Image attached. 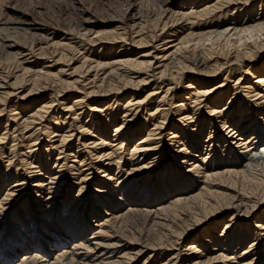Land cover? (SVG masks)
Returning a JSON list of instances; mask_svg holds the SVG:
<instances>
[{
    "label": "bare ground",
    "instance_id": "obj_1",
    "mask_svg": "<svg viewBox=\"0 0 264 264\" xmlns=\"http://www.w3.org/2000/svg\"><path fill=\"white\" fill-rule=\"evenodd\" d=\"M179 1L155 8L127 0L120 20L87 16L65 31L28 19L0 23V114L7 106L12 122L10 139L4 123L0 150L13 143L0 187L12 174L22 180L13 186L20 190L2 189L0 212L16 206L20 215L0 228V264L132 263L143 247L162 250L155 254L160 264H264V0ZM77 43H100V50L77 60ZM130 47L141 51L130 57ZM39 56L51 63L37 66L31 58ZM184 78L190 80L179 92ZM24 82L29 88L19 96ZM152 83L134 101L132 93ZM127 89L133 92L123 96ZM70 91L76 95L65 105L59 97ZM28 97L37 108L16 111ZM38 132L43 140L57 137L46 139L37 157L39 142H30ZM175 140L180 147L170 154ZM34 155L27 168L25 158ZM86 197L92 208L81 214ZM135 212L156 220V245L141 241L135 250L111 242L109 227ZM167 214L178 218L165 221ZM114 249L125 252L110 261Z\"/></svg>",
    "mask_w": 264,
    "mask_h": 264
},
{
    "label": "rangeland",
    "instance_id": "obj_2",
    "mask_svg": "<svg viewBox=\"0 0 264 264\" xmlns=\"http://www.w3.org/2000/svg\"><path fill=\"white\" fill-rule=\"evenodd\" d=\"M59 1V2H58ZM75 1V2H74ZM153 0H149V3L151 4V5H153V6H151V7H155V8H158V6L160 5V0H154L153 2H152ZM158 1V2H157ZM153 4H152V3ZM176 2H177V0H176ZM79 3V4H78ZM179 3V5H182L183 3H184V0L183 1H179L178 2ZM189 3H191V0H189ZM81 4V5H80ZM156 4V6H154ZM73 5V6H72ZM11 6H13V7H11ZM126 6H127V0H0V23L1 22H3L4 21V19H6L7 17L8 18H10V20H22V19H28V20H33L34 22H36L37 24H41V25H46V27H48V28H50V29H52V30H56V29H59V31H65V28L63 29V27H69V26H73L72 28H74V26H75V24L77 25H79L80 23H81V21H82V19L81 18H85V17H89V18H92L93 16V20H95V21H97L98 23H99V21H101L103 18V20H108L109 18H111V17H113V18H115V19H118V20H120V18H122V16H123V14H124V11L126 10ZM73 7H74V9H73ZM88 7H89V9H88ZM16 8V9H15ZM84 8V9H83ZM80 9V10H79ZM16 10V11H15ZM19 10V11H18ZM87 10V11H86ZM23 13H22V12ZM257 12V11H256ZM4 13H5V15H4ZM25 13V14H24ZM39 13V14H38ZM90 13V14H89ZM89 14V15H88ZM91 14H92V16H91ZM7 15V16H6ZM12 16V17H11ZM31 16V17H30ZM75 16V17H74ZM215 15H213L212 17H209V19H211V18H213ZM118 17V18H117ZM32 18V19H31ZM72 18V19H71ZM77 18V19H76ZM102 18V19H101ZM99 19H101V20H99ZM74 21H75V23H74ZM78 21H80L79 23H78ZM199 22H201V21H199ZM73 23H74V25H73ZM99 25V24H98ZM52 27V28H51ZM55 28V29H54ZM60 29H63V30H60ZM70 29V28H69ZM58 31V30H57ZM130 32V31H129ZM131 36H132V34L130 33V34H128V37H129V39H128V41H130V38H131ZM0 38H1V36H0ZM75 40V41H74ZM72 41L73 42H77L78 41V39H72ZM161 40H159V41H157L156 43H159ZM98 44H100V43H98ZM95 45V46H93V47H88L89 45H85L82 49H80L81 48V46L79 47V45H78V43H77V47H75L74 48V50L76 51V55H75V57L77 56V60L80 58V57H84V58H89V57H92V56H90V50H92V52H99V50L100 49H98V48H100V45ZM101 47H103V46H101ZM128 47V46H127ZM224 48V50H226V49H228V46L226 47V46H224L223 47ZM130 49H131V56L130 57H136V55H137V53L138 52H140L141 51V49L140 48H138V49H134V47H130ZM216 49L217 50H220V47L218 48V47H216ZM84 50V51H83ZM102 52V51H101ZM103 52H105V53H109V52H111L110 51V49H106V50H103ZM91 55H92V53H91ZM214 56H216L215 55V53L213 54ZM89 56V57H88ZM29 57V56H28ZM54 58H56L55 56H54ZM27 59H29V58H27ZM33 61H37V63H35V64H37V66H41V65H43L42 63L43 62H45L44 64H45V66H48V64H50L51 62L49 61L50 59H45L44 57H41V56H39L38 58H31ZM30 60V59H29ZM40 61H41V63H40ZM47 61H49V62H47ZM155 61V60H154ZM30 62V61H29ZM39 62V63H38ZM71 63V62H70ZM73 63H74V65L73 66H76V64H79V63H76V61H73ZM34 64V63H33ZM40 64V65H39ZM258 64H260V63H258ZM67 66V65H66ZM50 68V67H49ZM56 69H58V67L56 68ZM192 76H195V75H192ZM190 79L189 78H184V79H181V81H179L180 82V84L178 83V85L180 86L179 88H177V91H179V92H182L183 91V87H184V84H186V83H188V81H189ZM213 80H215V82H212V83H210V84H208L207 85V88H213V87H215L216 85H218L219 84V82H217L218 80H220L218 77L217 78H213ZM28 83V82H27ZM27 83H25L24 82V88L22 89V88H20V89H16L15 90V93L17 94V95H23L27 90H28V88H29V85L27 86L26 84ZM153 85H154V87L156 86V84H153L152 83V85L151 86H149V87H146V88H139L138 90H136L134 93H132L133 91L132 90H128L127 89V91H125L124 93H123V96H126V95H129L130 93H132V95H133V98H134V101H137V100H141V99H143L144 98V96H145V94L147 93V92H144L145 90H147V91H150L149 89L150 88H152L153 87ZM173 85V84H172ZM26 86V87H25ZM5 88H6V86H4ZM0 88V92L1 91H4V89L5 88ZM48 90H50V89H48ZM50 91H46V92H44L45 94V97L47 96V94L49 93ZM61 95V94H60ZM74 95H76V93H74V92H72V91H70V92H66L65 94H62L60 97H59V99L60 100H62V101H64L65 102V105H66V103H68V102H70V100H71V98L74 96ZM122 96V95H121ZM31 97V96H30ZM11 98V102L13 103V102H15V101H17V97H10ZM13 98V99H12ZM42 98V99H41ZM44 96L42 97V96H40V97H38V99H36V102H37V100H38V103L39 102H42L44 99ZM39 99H40V101H39ZM32 102V99H30L29 97H28V99L27 100H25L24 102H19V108H20V110H16V111H18V112H24V113H26V112H28V111H31V109H32V107L33 106H35L34 104H32L31 103ZM31 103V104H30ZM56 103V102H55ZM240 103V102H239ZM26 107H25V106ZM69 105V104H68ZM98 105V104H97ZM0 106H2V104L0 105ZM92 106H96V104H93ZM167 106L168 105H161L160 106V108H167ZM171 106H173V105H170V107ZM62 106H59L58 108H56L57 109V111L59 110V111H61L60 110V108H61ZM98 107H100V106H98ZM97 107V108H98ZM104 106H102V108H103ZM5 108L7 109H5L4 111H3V113H1L0 114V134L1 133H3V131H5V130H8V128H10V123L12 124V122L10 121L11 120V118H10V112L8 111V107L7 106H5ZM34 108H37V106H35ZM55 109V107L53 108V110H52V112L54 111V110H56ZM99 109H101V108H99ZM10 110V109H9ZM78 111L79 110H77L76 111V113H78ZM6 114H8V115H6ZM90 114V113H89ZM174 113L172 112V110H171V113H169V116L171 117V118H174L172 115H173ZM99 115H102V113H99ZM114 115V112L112 113V115L111 116H113ZM3 116H4V118H3ZM80 116H82V120L84 119L85 121H90V116L88 115V117H86L87 115L86 114H83L82 112L80 113ZM119 116V115H118ZM118 116H116V118L118 117ZM45 117L47 118V117H49V116H47V115H45ZM72 117V116H71ZM114 117V116H113ZM96 118V117H95ZM105 118V117H104ZM170 118V119H171ZM93 119V118H92ZM102 120V119H101ZM2 121V122H1ZM7 121V125H6V128H5V130H4V123ZM80 121V120H79ZM187 122V121H186ZM9 123V124H8ZM80 124H82V122L80 121V123L78 122V123H75L74 124V127L75 126H78V125H80ZM169 124V123H168ZM33 125H35V124H32L31 126H30V129H29V132L32 130H34V129H36L37 128V126H34V127H32ZM67 127V125H64V126H62V127H60L61 129H59V131L57 130L55 133H59V134H61L62 133V131H65L66 130V127ZM91 126V125H90ZM2 127V128H1ZM92 127V126H91ZM71 128V127H70ZM93 128H95V125L93 126ZM224 128V127H223ZM222 128V129H223ZM65 129V130H64ZM72 129V128H71ZM10 130V129H9ZM9 130L7 131V133H8V136H7V139H10V134H9ZM200 130V129H199ZM31 131V132H32ZM11 132V131H10ZM28 132V133H29ZM39 133V132H38ZM37 133V136H40V137H37L36 136V142L35 141H33V142H30L31 144L32 143H37V142H39V144L38 145H35L32 149L33 150H35L34 152H35V155L38 157V156H40L41 154H40V152H39V149L41 150V148L42 147H44V143H46L45 141H46V139H47V137H44L45 138V140H43V138H42V136L43 135H41V133H39L38 134ZM15 134V136H17L18 134L17 133H14ZM111 135V134H110ZM51 136V135H50ZM206 136H207V134L206 133H203V136H201V140L203 141L205 138H206ZM35 137V136H34ZM57 136H54V137H48V139L47 140H49V142L50 143H53L52 141H55L54 139L56 138ZM170 137V136H169ZM205 137V138H204ZM203 138V139H202ZM38 139H40V140H38ZM38 140V141H37ZM43 141V142H42ZM73 142L75 143L76 142V139H74L73 140ZM175 143L174 144H176V145H173L172 146V148H171V146H169V148H167V150L169 151V153L170 154H173V153H171L172 151H176L177 150V148L178 147H180L179 146V143H177V141L175 140L174 141ZM7 144H6V146L7 147H9L8 149L6 148L5 150H0V166H2L3 164H6V160H7V158L9 159V158H12L10 155V152L11 151H9V150H11V149H13V148H11L10 149V145L11 144H13L12 142H10V141H8V142H6ZM30 143H28L26 146H28V145H30ZM42 143V144H41ZM40 145H42L41 147H40ZM54 145V144H53ZM53 145L51 146V147H53ZM75 145L76 144H74L73 146H74V148H70V149H67L66 151H65V153H67V154H69L70 153V151H74V150H76V148H75ZM17 146V145H16ZM15 146V147H16ZM177 146V147H176ZM40 147V148H39ZM167 147H168V144H167ZM1 148V147H0ZM35 148V149H34ZM47 148H49V147H47ZM69 148V147H68ZM2 149V148H1ZM14 150H15V148H14ZM45 151V149H43V151L42 152H44ZM105 151H107V150H105ZM105 151H104V153H105ZM171 151V152H170ZM3 152V153H2ZM50 152H51V155L50 156H48V157H50V160H49V162L51 163V165L53 164V159H54V157H56V152H54V148H50ZM82 152H83V150H81V154H82ZM203 152V151H202ZM205 152V151H204ZM84 153H86V152H84ZM180 153H185V152H182V151H180ZM39 154V155H38ZM43 154V153H42ZM53 154V155H52ZM74 154V156L75 155H77V154H75V153H73ZM87 154V156L89 157V154L88 153H86ZM102 154H103V152H102ZM2 155V156H1ZM32 156L31 158H25L27 161V163H30V165L28 164V165H26V167L28 168V166H32V164L31 163H33V162H35L36 163V161H37V157L36 156ZM10 156V157H9ZM123 156H125V159H126V156L127 155H123ZM42 157V156H41ZM59 157L60 158H62V154L61 155H59ZM78 158H80L79 156H77ZM77 157H75L76 159H77ZM128 157V156H127ZM59 158V159H60ZM74 157H70V159H68V160H72ZM3 161H2V160ZM6 159V160H5ZM16 159V158H15ZM21 159L23 160V158L21 157ZM33 159V160H32ZM102 159H103V157H102ZM5 160V161H4ZM35 160V161H34ZM53 160V161H52ZM90 160H93V159H90ZM20 161V160H19ZM31 161V162H30ZM121 162L123 161V159L122 160H120ZM120 162V164H123V163H125V162H122L121 163ZM35 163H34V165H35ZM71 162L70 161H68V164H70ZM20 165V164H19ZM19 167V166H18ZM83 167H85V166H83ZM2 171V170H1ZM48 171V170H47ZM47 171H44L45 173L47 172ZM10 173H13V171L12 172H9V174ZM64 173V172H63ZM8 174V175H9ZM44 174V173H43ZM9 178H8V180H7V182L5 181L3 184L4 185H2L1 187H0V197H1V195H2V189L4 190V189H10L11 187H13V186H15V185H17V184H19L22 180H20V179H18V178H20L19 176H18V178H15L16 176L14 175V174H12V176L10 177V176H8ZM136 177L137 176H132V178H133V180H135L136 179ZM11 178V179H10ZM135 178V179H134ZM152 178V177H151ZM17 179V180H16ZM20 180V181H19ZM71 180V179H70ZM68 181V182H70V184L72 183L71 181ZM151 180V179H150ZM73 182H76V181H73ZM135 182V181H134ZM133 182V183H134ZM16 183V184H15ZM2 184V183H1ZM7 184V185H6ZM15 184V185H14ZM73 185V187H74V183H72ZM140 185V187L141 186H143V184H138V186ZM4 187V188H3ZM19 187V188H18ZM67 187V186H66ZM221 187H223V186H221ZM68 188V187H67ZM70 188V187H69ZM145 188V187H144ZM14 189H16V190H20V186H17V187H13V189L12 190H14ZM5 191V190H4ZM3 191V192H4ZM70 192H71V190H70ZM75 193H76V191H74L73 192V194H71V197H74V195H75ZM92 198H94V196H92ZM92 198H85L86 199V202H84L83 203V205H81V207H80V210H79V212H82L81 214H84V213H87V211L88 212H90V209L92 208V206H91V200H92ZM85 203H86V205H85ZM90 203V204H89ZM90 205V208H89V205ZM18 205V204H17ZM183 206V208L185 207V204H182L181 205V207ZM83 207H84V209H83ZM15 208V209H14ZM87 208H89L88 210H87ZM84 212H83V211ZM2 211H4V212H0V228L2 227V226H6V225H8V223H10L11 222V220L12 219H15L18 215H20V212H18L19 211V209H16V206H14V207H12L9 211H5V210H2ZM88 214V213H87ZM103 214V213H102ZM145 215V214H144ZM142 213H138V212H135V213H130L129 215H127L122 221H119L118 223H116V224H113V225H111L110 227H109V230H110V236H113V237H110L109 235H108V237L106 236L105 237V239L107 240V239H109V237H110V240H111V242H115V241H117V240H119L121 243H122V245H124V246H131V248L133 249H135V250H137V249H140L141 247H140V245H141V241L143 242L142 243V245H144L145 244V242L144 241H146L147 243L149 242L150 244H152L151 246H153V245H156L157 243H156V239H155V237L156 236H158V234H159V232H160V230H161V228H158V227H156L155 225H157V223H156V220L154 219V221H153V219H151L152 217L150 216V218L149 217H147V215H145L144 216ZM11 216V217H10ZM168 216V217H167ZM6 219H5V218ZM14 217V218H13ZM167 217V218H166ZM2 218H3V220H2ZM12 218V219H11ZM170 218V219H169ZM174 218H178V216H176V217H173L171 214H167L166 216H163V219L166 221V219L168 220V221H171L172 222V220L174 219ZM4 224V225H3ZM154 224V225H153ZM162 224H163V222H162ZM10 225V224H9ZM11 225H15V223L14 224H12V222H11ZM24 225V224H23ZM115 225V226H114ZM151 225V226H150ZM152 227V228H150V227ZM24 228H26V227H24ZM26 229H28V228H26ZM149 229H152V230H149ZM220 230V229H219ZM1 232V234H2V230H0ZM112 232V233H111ZM141 232V233H140ZM147 232V233H146ZM156 234H155V233ZM123 233V234H122ZM109 234V233H108ZM139 234V235H138ZM150 234V235H149ZM89 236V235H88ZM95 237H96V235H94ZM129 238H128V237ZM135 236V237H134ZM0 237H1V235H0ZM98 237V236H97ZM122 237V238H121ZM99 238V237H98ZM134 238V239H133ZM125 239V240H124ZM155 239V240H154ZM130 240V241H129ZM138 241V242H137ZM141 245V246H142ZM59 248V247H58ZM65 249L66 247L65 246H60V250H63V249ZM159 251H162V250H159V249H157V247H156V249H150V248H146V247H143V250H142V255L141 256H143L142 258H141V256L139 257V259L137 260V261H134V262H132V263H129V261L127 262V263H123V264H142L144 261H146V260H148L147 261V263L146 264H160V261H161V257H158L157 255L155 256V254H158V253H160ZM123 252H125L124 250H120V249H114L113 251H111V255H112V257H108L109 258V260L110 261H113V260H115L116 258H119L120 257V255L123 253ZM114 253V254H113ZM150 253V254H149ZM8 254V253H7ZM146 254V255H145ZM166 257V255H164L163 256V258H165ZM16 258V257H15ZM13 259V261H15L16 259ZM87 258H90L91 259V257H87ZM153 258V259H152ZM90 259H88V260H85L86 262L87 261H90ZM151 259V260H150ZM155 260V261H154ZM71 261V262H70ZM84 261V263H86ZM157 261V262H156ZM77 262H79L78 261V259H75L74 260V258L73 259H69L68 261H67V264H76ZM61 264H64L62 261H61ZM77 264H80V263H77Z\"/></svg>",
    "mask_w": 264,
    "mask_h": 264
}]
</instances>
